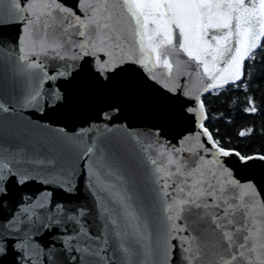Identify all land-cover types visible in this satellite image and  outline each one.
Here are the masks:
<instances>
[{"label":"snow or ice","instance_id":"obj_1","mask_svg":"<svg viewBox=\"0 0 264 264\" xmlns=\"http://www.w3.org/2000/svg\"><path fill=\"white\" fill-rule=\"evenodd\" d=\"M4 2L0 0V86L18 89L21 106L32 109L41 118L48 112H60L69 99L65 85L83 71V64L78 65L77 61L95 55L81 51L71 57V66L68 58L54 55L52 59L64 62L62 71L58 67L48 69L43 62L29 63L27 56H17L9 64V54L26 46L34 32L33 21L24 6L29 0H7L6 10L2 7ZM122 4L135 21L134 36L141 58L130 54L120 64L114 61L103 64L113 63L116 70H128L141 78L155 80L154 76H148L151 69L147 65L152 63L153 52L158 61L163 46L172 45L174 29L178 30L175 39L179 48L204 63L206 72L210 69L203 56L213 55L214 61L225 59L228 68L224 71L228 75L221 77L223 83L230 79L243 82L245 59L254 60V50L264 49V0H122ZM101 7L108 10L106 0ZM76 9L80 15L57 3L55 11L74 18L78 28L93 20L89 10L93 14L99 11L89 0H84L83 7L77 4ZM111 18L110 13L108 19ZM149 23L155 25L150 41L154 43L155 38L162 37L151 51L145 48V29ZM15 29L16 35H10ZM210 29L222 32L211 36L214 53L213 44L205 39ZM76 35L83 37L85 33L77 31ZM79 47L87 49L89 45L82 42ZM29 70L44 74L39 86L34 83L37 73ZM95 75L107 82L115 71L103 75L97 69ZM44 83L48 92L41 90ZM204 107L201 101L200 113ZM255 110V107L246 109ZM182 111L185 116L193 114L195 123V107L185 105ZM6 112L9 106L0 101V113ZM120 112L119 104H109L97 113L99 120L105 122V131H109L108 124L120 119ZM200 127V135L206 137L203 152L214 153L216 164L231 177L230 183L260 197L253 180L241 185L236 174L241 168L264 167V153L248 154L229 148L215 140L203 123ZM157 134L162 135L159 126L149 136ZM145 143L147 138L142 141L139 134L135 137L129 134L127 139L108 136L91 141L90 147L79 151L75 137L63 127L52 136H35L17 129L0 132V264H254L243 250L248 236L242 237L245 243L233 240V234L241 233L245 227H236L241 222L229 219L231 206H221L227 204L226 200L217 203L213 191L199 193L210 203H198L197 198L181 200L180 206H187L185 218L191 221L178 229L185 233V238L173 237L175 244L165 241L162 250L156 247L160 218L170 234L174 230L171 222L176 218L170 212L178 210V206L168 203L172 185L161 178V169L156 167L158 161L152 158L150 144L146 148ZM34 185H39L36 191L31 190ZM188 195L191 197V193ZM261 203L264 205V200ZM209 209L216 212L215 218L201 215ZM207 223L219 235L220 249L205 252L207 246H200L199 226ZM228 228L232 231H227ZM191 239L197 240V253L203 254L189 258L184 241ZM255 264H264V259L258 258Z\"/></svg>","mask_w":264,"mask_h":264},{"label":"water","instance_id":"obj_2","mask_svg":"<svg viewBox=\"0 0 264 264\" xmlns=\"http://www.w3.org/2000/svg\"><path fill=\"white\" fill-rule=\"evenodd\" d=\"M89 2L99 11L93 14L89 10L88 15L93 16V20L86 22V26L80 25L79 28L74 18L55 9L57 3H62L80 15L76 6L80 4L83 7L84 0H29V4L24 5L28 9L27 15L33 21L34 36L27 41L26 46L22 45L18 52L9 54L11 57L9 64L14 63L17 56H27L29 63L43 62L48 69L58 67L62 71L64 62L52 59L54 55L68 58L69 66L72 64L71 57L81 51L92 53L95 58L89 56L86 61H77L78 65L83 64V71L72 83L65 85L69 97L67 105L60 112L45 113L43 118L32 109L21 106L22 100L18 89L14 90L12 87L5 89L0 86V101L9 106V112L0 113L2 122L0 132L7 133L11 129H17L22 132L28 131L35 136H52L59 127H63L69 135L75 137L79 151L90 147L93 140L99 141L108 136L127 139L129 134L133 137L139 134L142 141L147 138L144 146L147 148L150 144L152 158L158 161L156 167L161 169V178L172 185L169 189L168 203L178 206V210L170 212L176 217L171 222L174 230L170 234L166 232V225L162 217L160 218L161 222L158 225L160 235L156 247L162 250L165 241L175 244L177 241L173 237L182 240L185 238V233L178 229L190 224L191 221L185 218L187 206H180L181 200L197 198L198 203H210L211 201L199 196V193L213 191L217 203L226 200L227 204L221 206H231L229 219L241 222L237 223L236 227L242 225L245 227L241 233L233 234V240L245 243L242 237L247 235L248 240L243 250L249 253L254 264L258 258L264 259V249H261V245L264 244V205L261 203L264 200V167L241 168L236 174V179L241 185L250 179L254 181L261 193L260 197H256L248 193L246 188L230 183L231 177L226 176L216 164L214 153L203 152L206 137L200 135L202 132L200 125L206 115L205 111L200 113L198 109L202 96L211 90L221 88L217 85L223 84L224 87L239 82L230 79L228 83H223L221 77L228 75V72L224 71L228 68L225 59L214 61L213 55L203 56L202 60L208 63L210 69L206 72L204 63L189 57L179 48V43L175 39L178 30L174 29L172 45L163 46L158 61L157 54L153 52L152 63L147 65V68L151 69L148 76H154L155 80L141 78L128 70H116L113 63L103 62L114 61L115 64H120L130 54L136 59L141 58L139 44L134 36L135 21L123 7L122 0H106L107 11L101 7L105 0ZM2 7L7 9V0ZM110 13L112 18L108 19ZM81 20H84L83 15ZM105 24L107 27H104ZM154 28L155 25L149 23L145 29V48L149 51L162 39L157 37L154 43L150 41L149 37L154 35L151 30ZM17 31L18 29L13 30L10 35L15 36ZM77 31H83L85 35L80 37L76 35ZM214 34L222 35V32L210 29L209 35L205 38L213 44V53L215 44L211 41V36ZM82 42H86L89 47L81 49L79 45ZM100 49L102 51H98ZM97 69H100L103 75L112 71H115V75L111 80L104 82L96 77ZM29 71L37 73L34 83L39 86L44 80V74L38 70ZM213 76L216 79H213ZM41 90L49 91L46 83ZM109 104L121 106L120 119L108 124L109 131H105V122L99 120L97 113L101 109H106ZM185 105L197 109L194 114L195 123L193 114L184 115L182 109ZM157 126L162 135L149 136V133L156 131ZM232 159L235 160L234 157ZM76 163L79 165L80 161ZM38 188L39 185H34L31 190L36 191ZM201 215L215 218L216 212L209 209L207 213ZM226 230L232 231L231 228ZM199 237L200 246H207L205 252L221 248L220 237L210 223L199 226ZM184 247L188 250L189 258L203 254L196 251V239L185 240ZM47 251L45 249V252ZM43 259L40 258L41 261Z\"/></svg>","mask_w":264,"mask_h":264},{"label":"trees","instance_id":"obj_3","mask_svg":"<svg viewBox=\"0 0 264 264\" xmlns=\"http://www.w3.org/2000/svg\"><path fill=\"white\" fill-rule=\"evenodd\" d=\"M254 54V60L244 62L243 82L211 90L201 98L203 124L214 139L248 154L264 153V49L257 48ZM251 107L256 110L246 111Z\"/></svg>","mask_w":264,"mask_h":264}]
</instances>
